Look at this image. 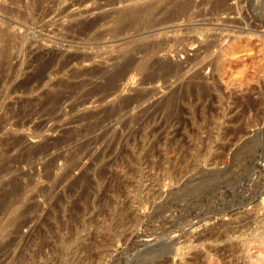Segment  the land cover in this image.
Wrapping results in <instances>:
<instances>
[{
    "label": "rangeland",
    "instance_id": "rangeland-1",
    "mask_svg": "<svg viewBox=\"0 0 264 264\" xmlns=\"http://www.w3.org/2000/svg\"><path fill=\"white\" fill-rule=\"evenodd\" d=\"M143 260L264 264V0H0V264Z\"/></svg>",
    "mask_w": 264,
    "mask_h": 264
},
{
    "label": "bare ground",
    "instance_id": "bare-ground-1",
    "mask_svg": "<svg viewBox=\"0 0 264 264\" xmlns=\"http://www.w3.org/2000/svg\"><path fill=\"white\" fill-rule=\"evenodd\" d=\"M123 70L122 71H120L119 73H118V76L120 77V76H123ZM192 85V84H191ZM196 85H197V83H196ZM199 86V85H198ZM195 87V86H194ZM195 89H198V88H195ZM144 262H146V261H141V263L140 264H144ZM206 264H214V261L212 260H210V261H208Z\"/></svg>",
    "mask_w": 264,
    "mask_h": 264
}]
</instances>
